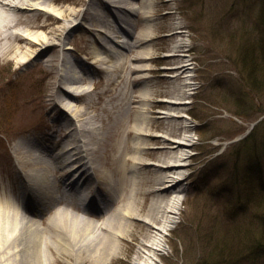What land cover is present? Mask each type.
I'll return each instance as SVG.
<instances>
[{
	"label": "rangeland",
	"instance_id": "rangeland-1",
	"mask_svg": "<svg viewBox=\"0 0 264 264\" xmlns=\"http://www.w3.org/2000/svg\"><path fill=\"white\" fill-rule=\"evenodd\" d=\"M101 2L102 6L93 4L94 7L101 10L106 21L119 31L134 23L131 43L142 37L148 23L151 26V39L142 47L152 53L150 59L143 62L150 67L145 81L151 85L152 100L149 102L152 108L148 112L155 122L151 132H165L169 127L168 121L162 119L158 123L155 120L156 112L169 106L153 101L168 99L173 86L183 82V75L172 69L178 65V56L167 57L179 38L185 42V48L177 53L191 59L193 87L186 102L194 128V146L183 178L185 192L179 222L166 237L168 248L160 256V264H264V242L260 243L264 233V0H153L150 7L144 6V0H134L138 10L135 15L120 14L103 0ZM54 6L78 12L88 7L86 0H57ZM73 20L69 17L67 22L54 24L51 28L66 24V46L71 52L76 50L78 55L74 57L94 71L88 44L95 45L99 52L104 49L98 45L97 32L92 36L82 25L78 30L71 29ZM82 24L91 27L88 20H82ZM58 39L54 42L58 43ZM108 46L122 49L112 41ZM122 51L135 57L139 47ZM250 56L254 62L246 61ZM39 59L40 56L33 59L35 63L29 67L0 65V187L8 193H18L20 208L24 192L30 194L31 187L24 184L15 146L22 142L36 144L37 141H43L45 146H55L50 140L52 126L61 117L49 99L60 72L58 58L55 57L52 67L45 64L41 71L40 65L36 64ZM132 64L135 66L138 62ZM16 75H24L21 78L24 81L14 80ZM130 78L134 98L138 99L142 92L140 83H136L140 82L138 74L134 72ZM98 100L96 110L99 109L95 113L102 117L98 124H101L103 139L96 155L101 163L106 161L112 144L109 135L116 128L114 123L130 120L133 125L134 119L131 115L127 117V113L121 114L107 102L99 106L102 101ZM138 106L133 105L129 113H137ZM110 110H113L111 115ZM177 131L176 134L182 133V129ZM148 142L145 156L148 162L167 156V151L157 149L162 145L155 139L148 137ZM129 146H132L131 142ZM157 176L153 167L144 166L134 184L131 179L125 181L124 192L109 209L103 210L100 205L86 208L96 215L80 211L71 199L76 205L63 203L45 208L40 217L46 237L54 241L57 234L54 225L48 221L57 209L67 206L73 213L93 218L99 225L103 219L113 218L119 207L127 203L131 193L135 212L142 218L147 217L157 197L153 192ZM55 177L64 182L72 180L66 171ZM85 187L92 194L96 190L103 191L93 183L85 184ZM88 190L85 193L89 194ZM127 223L129 232L117 245V256L105 264H135L138 246L150 229L139 219L131 218ZM51 246L52 264H97L77 259L69 252L57 251Z\"/></svg>",
	"mask_w": 264,
	"mask_h": 264
},
{
	"label": "bare ground",
	"instance_id": "bare-ground-1",
	"mask_svg": "<svg viewBox=\"0 0 264 264\" xmlns=\"http://www.w3.org/2000/svg\"><path fill=\"white\" fill-rule=\"evenodd\" d=\"M55 1L57 0H0V65L6 63L29 67L35 63L33 59L40 56L36 64L40 65L41 71L45 64L52 67L57 56L60 66L70 67L68 57H74L78 53L76 50L69 51L66 46L67 25L51 28L54 24L67 22L69 17L74 19L71 29L77 30L81 27L79 23L82 20H88L91 27L84 24L82 26L88 27L86 31L92 36L97 32L101 45L96 42L104 51L99 52L95 45L88 44L87 51L93 59L90 63L95 66V70L91 71L83 62L77 61L79 72L73 73V70L66 69L65 75L57 76L49 95L52 107L63 117L61 122L57 120L52 126L54 134L50 140L56 150L45 146L43 141H37L36 144L22 142L15 146L19 169L25 178L24 184L31 189L28 190L30 194L24 192V199L28 204L25 207L28 208H20L18 193L11 194L0 187V264H52L50 245L57 251L69 252L77 259L105 264L117 256V245L129 232L127 221L131 218L142 220L150 229L138 246L135 264H160V256L168 248L166 237L179 222L178 214L185 192L183 178L191 157V148L194 146V128L187 114L186 102L193 87V68L189 63L190 57L177 53L183 51L185 42L179 38L171 53L167 54V57L178 56V65L172 69L178 75H183V82L173 86L168 99L153 101L169 106L156 112L155 118L158 123L162 119L168 121V131L151 132V126L155 124L148 112L152 108L149 102L152 100V94L149 93L151 85L145 81L148 78L146 71L150 67L143 62L150 59L152 53L142 50L151 39L149 23L139 40L131 43L128 38L123 42V36L116 26L107 22L103 12L94 7L93 4L102 6L101 0H86L88 8L79 12L66 8L57 9L54 6ZM103 1L120 14L137 11L134 0ZM152 3L153 0H144L146 7H150ZM43 16L45 19L41 20ZM50 21L52 22L49 23ZM56 38H59L58 43L54 42ZM111 41L126 51L139 47V52L137 56L131 57L124 54L122 49L108 46ZM135 61L138 64L134 66L132 63ZM134 72L138 74L137 79L140 82L136 83H140L142 91L138 99L134 98L129 83L130 75ZM23 76L16 75L14 80L24 81L21 79ZM97 100L102 101L99 106L107 102L121 114L127 113V117L131 115L134 119L133 125L130 120L114 123L116 128L109 135L112 144L106 161L101 163L96 155L98 145L103 139L100 136L101 124H98L102 117L95 113L99 109L96 110ZM135 104L139 105L137 113H129ZM111 111L113 110L109 111V115ZM178 129H182L181 134H176ZM148 137L162 145L157 149L167 151L166 157L148 162L145 158L149 149ZM129 142L132 146H129ZM144 166L153 167L158 172L155 180L157 185L153 190L157 197L154 198L151 213L147 217L142 218L135 212L131 193L127 203L115 212V218L103 219L99 225L93 218L81 217L67 206L57 209L55 215L48 220L56 228L57 234L54 241L51 237H46L44 222L40 217L44 209L35 206V203L41 206L43 204L48 209L63 203L72 206L70 201L55 198L53 194L63 184L74 189L76 182L83 180L86 185L93 183L104 193H112L109 209L111 203L118 201L124 192L125 181L131 179L134 184ZM63 171L70 176L73 173L75 178L69 183H63L62 179L55 177ZM83 176L86 177L82 179ZM113 176L118 180L115 181ZM88 206L92 207L90 204Z\"/></svg>",
	"mask_w": 264,
	"mask_h": 264
},
{
	"label": "trees",
	"instance_id": "trees-1",
	"mask_svg": "<svg viewBox=\"0 0 264 264\" xmlns=\"http://www.w3.org/2000/svg\"><path fill=\"white\" fill-rule=\"evenodd\" d=\"M263 23H264V9H263ZM248 49V48H247ZM246 49V50H247ZM251 51H253L252 49H251ZM251 55H252V52H251ZM246 61H248V62H254V60H253V58H252V56H250V58H248V57H246ZM253 65V64H252ZM263 236H262V241L260 242L261 244H262V242H264V233L262 234ZM260 246H262V245H260Z\"/></svg>",
	"mask_w": 264,
	"mask_h": 264
}]
</instances>
